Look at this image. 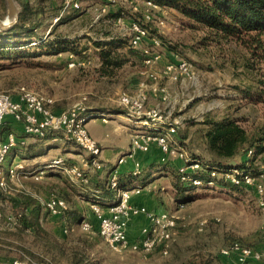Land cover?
Segmentation results:
<instances>
[{"label": "rangeland", "instance_id": "rangeland-1", "mask_svg": "<svg viewBox=\"0 0 264 264\" xmlns=\"http://www.w3.org/2000/svg\"><path fill=\"white\" fill-rule=\"evenodd\" d=\"M15 1L20 10L23 0ZM29 1L37 3L39 0ZM42 1H45L47 9L58 7L61 12L72 7L66 6V0ZM80 5L76 10L80 16L76 18L71 17L60 23V20L55 22L54 17L38 27V19L34 17V21L30 23H35V31H57L58 34L77 39L79 43H88L92 50V42L98 39L111 41L124 38L127 39V47H131V20L144 21L146 16H150L153 19L148 21L151 34L157 35L161 40V45L156 47L158 52H162L161 60L146 66L143 60L132 57L131 62L120 70L119 77L115 81H109L100 78L96 72V57H92V64L87 66L55 68L52 65L60 62L63 57L69 55L76 59V55L66 52L38 57L32 51L26 58L20 56L19 59H9L7 56H0V92L17 96L19 87L25 85L29 89L53 97L58 108L68 109L82 102L85 107L86 103L93 101L111 108L122 107L127 114V108L120 102L121 95L135 96L144 91L147 95L145 110L155 109L164 121L176 122V137L183 140L182 143L179 140V143L186 147L190 154L206 161L209 156L202 140V132L207 128L203 123L205 119H218L230 113L241 118L249 130L264 122V83L259 82L264 81V62L258 66V72H255L258 80L245 78L244 69H237L233 64V59H241L239 48H232L231 44H218L213 40L204 44L202 32L193 29L177 10L168 9L169 7L163 11L156 10L147 6L144 0H81ZM104 6L106 12H102ZM118 11L122 14L115 19L108 15V12ZM7 15V1L0 0V18L4 19ZM158 17H165L164 25L156 26ZM55 25L58 27L55 28ZM150 44V41H144L136 49ZM180 58L187 59L193 65L196 75L193 80L182 83L171 81L165 76L154 78L151 75L152 72L162 73L166 62ZM39 59L46 61V65L36 64ZM249 83L253 85L250 86L253 94L259 95L261 100L244 97L243 91ZM154 86L166 89L168 98L165 101L153 89ZM111 111L107 110L113 114H103L102 110L92 112L85 122L87 131L102 149L100 157L109 158L114 163L119 156L115 158L114 153L120 150L124 161L120 163L118 160V164L133 167L136 161H140L145 170L148 167L144 166V161L148 156L151 159H161L162 151L156 142H153L147 151H137L133 155L129 153L137 131L148 130L147 127L151 125L159 128L157 130H164L165 125L162 122L151 120L144 124L139 122V117L127 115L129 118H126L125 113L120 115ZM63 135L65 136V133ZM64 139L69 138L65 136ZM28 141H34L33 137ZM59 153H63L59 148L48 149L41 157L20 158L22 162L19 165L31 169L35 163L42 165ZM262 155L263 153L258 154L256 159L250 162L251 166L248 162L246 166L258 171L264 165ZM18 156L20 154L16 155V160ZM177 158L178 156H170L167 162L171 165ZM76 159V165L81 167L83 156L77 155ZM235 159L239 161L237 157ZM13 160L12 157L5 161L4 171H8ZM20 166L13 175L5 173L6 182L0 186V264H75L81 255L84 256L83 261L86 264H188L189 258L199 253L218 254L221 247L233 239L253 246H259L264 240V193L259 194L249 187L245 194L231 197L227 191L217 187V190L200 189L195 192L196 196L192 200L176 202L172 193L163 190L168 186L169 179L157 176L145 185L142 192L146 195L161 193V196L156 198L159 204L167 206L168 209L179 208V213L185 221V226L180 229L175 240L185 245L181 256L176 259L172 251L167 255H161L159 252L149 255L135 252L117 253L112 251L104 240L94 243L91 247L92 233L83 230L79 224L69 225L63 217L52 216L47 211L46 200L51 193L59 191L57 184L60 177L45 175L47 170H41V167L36 168L33 174L27 173V170ZM61 173L67 174L66 170ZM261 181L264 184V177ZM27 197L36 200L41 207L40 221L47 234L34 232L30 223L28 224L29 216L25 215H30L33 206H25ZM85 203L86 214L90 208L87 201ZM181 203L183 206H179ZM19 213L23 214L21 225L15 226L9 218ZM216 218H220V221L214 220ZM202 219L208 221L204 230L202 229L204 240L198 236ZM146 223L144 216L138 217L133 222V232ZM66 227L69 228L68 231H65ZM206 240L208 244H205Z\"/></svg>", "mask_w": 264, "mask_h": 264}, {"label": "trees", "instance_id": "trees-1", "mask_svg": "<svg viewBox=\"0 0 264 264\" xmlns=\"http://www.w3.org/2000/svg\"><path fill=\"white\" fill-rule=\"evenodd\" d=\"M154 3L175 9L180 16L187 20L193 29L202 32V41L204 44L209 40H213L218 44H231L232 48H239L240 58L233 59L235 68H243L245 78L251 80H258L255 72H258V66L264 62V0H151ZM45 1L39 0L37 3H31L29 0L21 2V9L19 12V20L17 23L7 29L0 31V56H7L11 59H19L20 56L29 57L33 51L38 57L73 53L78 57L89 58L96 56L100 62L98 67H95L96 72L100 78H105L109 81H115L120 75V70L129 62L131 58L135 57L139 60L144 59L143 52L140 49L127 47V39H114L106 41L104 39L94 40L92 42V50L89 53H83L85 49L90 46L88 43H79L77 39L58 34L57 31H49L48 33L35 31L34 17L38 19L36 24L41 27L42 24L51 21L58 16L60 23L68 20L71 17L78 15L77 8L69 7L62 11L58 7H50L47 9ZM121 11L108 12V15L114 19L121 16ZM139 22H143L139 20ZM59 23V24H60ZM58 24V25H59ZM55 25L54 27H58ZM152 35V34H151ZM33 56V55H31ZM239 60L241 63H239ZM70 61L69 55L63 57L60 62L54 63L53 67L67 66ZM36 64L42 66L46 65V61L39 59ZM82 67V66H81ZM263 84L264 81H259ZM249 83L244 89V97L261 100L259 95L253 94ZM47 95V94H46ZM256 95V96H255ZM253 101V100H252ZM52 108L55 111H60L63 108L55 106ZM55 106V107H54ZM112 110L114 113L126 112L122 107H109L94 103L90 101L86 103L85 109L81 110L80 114H89L92 111ZM207 128L202 132V140L204 149L208 153V161L201 159L198 156L191 154L195 159H198L206 168L220 169L223 167L231 168L228 162L238 156H243V162L237 161L234 167H246L247 162L253 156H247L250 150H254L255 156L264 152V122L258 125L255 129H247L242 123L241 118L236 117L230 113L225 114L221 118L208 117L203 121ZM155 130V129H154ZM153 131V129H152ZM9 132H15L19 139L25 138L24 144H18L12 149L6 160L15 157L17 154L19 158H33L41 157L46 154L48 149L59 148L63 153L57 154L55 158L62 157V161L57 166H52L51 158L46 163L40 165H32L31 169L27 168V173H34L36 168L46 169L45 175H57L60 181L57 184L59 191L51 193L60 196L68 203V209L60 215L69 225H78L81 219L85 216L86 206L85 201L91 203L96 202L101 205L111 204L117 199L119 190L131 189L140 186L141 183L154 180L152 171L158 172V177H166L169 179V184L163 190L172 193L176 202H186L192 200L196 191L204 189L221 188L228 192V196H237L246 193L249 188L246 184H235L225 177L217 176L211 177L210 173L203 170H187L185 173L180 172L179 166L173 167L168 162L151 164L149 169H143L142 173L134 174L130 172H121L117 166L110 162L102 160L103 166L99 170L93 167L82 169L84 175L88 178L87 181L80 179L75 181L67 173L63 175L61 172L65 168H69L77 163L76 156L82 155L87 162H91V156L78 145L75 140L64 139L62 130H49L43 137L26 134L22 129V124L16 122L11 117L7 118L2 127L3 137L6 138ZM63 132V133H61ZM33 137L34 141H28ZM60 138L54 140L53 138ZM177 138V137H176ZM182 143L181 138H177ZM160 150V149H159ZM70 152L73 155L69 154ZM56 155L55 153H53ZM5 163V162H4ZM2 163L0 166L3 169ZM61 170H59V169ZM155 168V169H154ZM117 169L118 182L115 186L110 183L111 172ZM94 170L95 173H92ZM104 172V174H102ZM184 177V178H183ZM195 179L203 181L201 185L194 183ZM212 180L213 184L208 181ZM144 186V185H143ZM217 190V189H216ZM142 192V191H141ZM28 201L25 206H33L29 216L28 224L36 233L47 234L46 229L42 226L41 207L38 202L31 197H27ZM168 207H164L167 209ZM163 209V210H164ZM48 211V210H47ZM26 213V212H25ZM44 216V215H43ZM217 222L220 218L214 219ZM208 224H204L203 228ZM198 230V236L203 238L202 230ZM202 228V229H203ZM204 230V229H203ZM89 232V231H87ZM90 237L92 238V247L94 243L104 240L100 234L95 232ZM210 236L207 237L209 240ZM206 240L205 244H208ZM231 241H240L233 239ZM200 242V241H199ZM241 242V241H240ZM204 244V245H205ZM185 245L181 241H174L169 253L172 251L173 256L179 258L183 253ZM199 247V245H198ZM184 249V250H183ZM86 251H83L85 253ZM82 256V255H81ZM79 257L75 264L84 263V256ZM73 262V261H72ZM71 262V263H72ZM228 260L220 254L199 253L192 256L188 260V264H227ZM73 264V263H72Z\"/></svg>", "mask_w": 264, "mask_h": 264}, {"label": "built area", "instance_id": "built-area-1", "mask_svg": "<svg viewBox=\"0 0 264 264\" xmlns=\"http://www.w3.org/2000/svg\"><path fill=\"white\" fill-rule=\"evenodd\" d=\"M115 2L116 0H110ZM81 0H66V6L80 8ZM147 6L156 10H164L168 8L154 3L151 0H144ZM170 9V8H168ZM102 12H106V7L102 8ZM154 18V17H153ZM55 22L58 17L54 18ZM146 20V21H145ZM141 23L138 20H131L129 34L130 46L139 48L144 41H150V45L141 48L146 66H151L162 58V52H158L156 47L161 45V40L156 35H151V29L148 21L153 20L152 17L146 16ZM165 17H158L156 26L165 24ZM68 66H85L91 63L90 60L73 58ZM154 78L165 76L171 81L186 82L195 78V70L190 61L184 58L171 60L165 63L162 73L152 72ZM153 89L165 101L168 98V93L165 88L154 86ZM147 95L144 91L138 92L135 96L123 94L120 102L127 108V115L139 117L140 121L148 124L151 120L162 122L165 125L163 130H145L137 131L132 139V150L129 155H133L137 151H147L151 148L153 142H156L161 151V161L167 162L168 157L178 156L182 160L179 165L180 172L185 173L187 170H203L210 173L211 177L222 176L235 184H246L254 188L259 194L264 193V184L261 179L264 177V165L258 171L252 170L250 167H223L220 169L206 168L198 159H195L188 152V149L182 146L175 138L178 125L175 122H168L161 119V115L157 110L151 109L146 111L144 103ZM54 98L50 95L29 89L22 85L18 89V95L13 96L10 93L0 92V165L6 161L7 156L14 147L18 144H24L26 139H19L15 132H9L6 138L3 137L2 127L7 118L11 117L16 122L22 124V129L26 134L43 137L49 130H62L66 138L75 140L78 145L91 156V162H87L83 157V165L78 167L76 164L69 168H65L66 172L73 179L88 178L84 175L82 169L93 167L95 170L102 168L103 163L100 157L102 149L100 145L91 137L86 129L85 122L88 120L89 114H80L85 107L83 102L76 104L72 108L55 111L52 108ZM167 122V123H166ZM166 123V124H165ZM262 158L264 159V152ZM259 153V154H261ZM247 156H253L248 161L251 166V161L255 160L254 150H250ZM13 162L8 171L0 169V186L6 182L5 173L13 175L19 168V163L22 162L18 157H13ZM62 157H57L52 160V166H57L61 163ZM124 158L120 157L119 162H123ZM249 166V165H248ZM23 170L27 168L20 166ZM82 168V169H81ZM42 170V169H41ZM143 167L140 161H136L132 171L134 174L142 173ZM184 178V177H183ZM110 183L115 186L118 182L117 169H114L110 174ZM196 185L203 183L200 179H195ZM213 184L212 180L208 181ZM142 187L137 186L131 189L119 190L117 199L108 205H101L96 202L89 204L90 210L81 219L79 226L89 232H97L106 242L107 246L114 252H135L144 255H149L159 252L161 255L169 254L173 242L176 240L180 229L185 226L184 217L179 213V208L164 209L161 211L153 210L146 205L137 204L132 201L134 194H139ZM48 212L52 216H60L68 209L66 200L55 194L51 195L45 203ZM179 206H183L181 203ZM144 216L147 223L139 227L135 232H131L133 222ZM23 214L9 218L12 224L20 226ZM207 219L200 221V230H202ZM30 228L29 225H27ZM69 228L66 227L65 231ZM220 254L227 258V264H264V240L259 246H253L240 241H230L225 246L221 247Z\"/></svg>", "mask_w": 264, "mask_h": 264}, {"label": "crops", "instance_id": "crops-1", "mask_svg": "<svg viewBox=\"0 0 264 264\" xmlns=\"http://www.w3.org/2000/svg\"><path fill=\"white\" fill-rule=\"evenodd\" d=\"M78 16H80L79 14L77 15V16H75V18L76 17H78ZM91 51V47H89L88 49H85L84 51H83V53H89ZM71 54V53H70ZM93 57H96V56H93ZM70 58V61L72 60V58H71V56L69 57ZM76 58H79V59H86V60H90L91 61V63H89V64H87V65H90V64H92V57H89V58H83V57H78V56H76ZM97 59H98V57H96ZM69 61V62H70ZM69 62H68V64H69ZM98 62V64L96 65V67H98L99 66V64H100V62H99V60L97 61ZM86 65V66H87ZM68 66V65H67ZM92 112H95V111H92ZM91 112V113H92ZM122 113H125V117L126 118H129L128 116H127V114H126V112H122ZM122 113H116V114H120V115H123ZM103 114H113V113H109V112H107V111H105ZM141 127V126H140ZM148 128V130H152V129H155V130H157V129H159V128H155L154 126H149V127H147ZM150 128V129H149ZM54 140H58V139H60V138H53ZM69 154H72L73 155V153L72 152H70ZM117 155H119L118 157H117V159H115V160H117V161H114V163H112L111 162V159H109V158H107V159H103V157H102V160H104V161H107V162H110V163H112L114 166H117L118 167V169L121 171V172H130L131 170H132V168L133 167H129V166H127L126 164H124V165H122V164H118V160H119V158L121 157V151L119 150V151H116L115 153H114V156H115V158H116V156ZM240 157H241V159H240ZM148 158V159H147ZM146 159V161H144V166H146V167H148V169H149V167H151V164H155V163H158L159 162V158H156V159H151V158H149V156L147 157ZM238 159H239V161L242 163L243 162V159H242V155L241 156H238L237 157ZM181 164V160L180 159H176V160H174L172 163H171V166H173V167H178L179 165ZM155 169V168H154ZM158 172H156V171H152V176H154L155 178H157V176H158ZM161 178H166V177H161ZM144 185V186H143ZM145 185H147V181H145L144 183H141V185H140V187H142V191H143V189L145 188ZM161 196V193H152V195H150V194H145L144 192H141V193H139V194H134V196L132 197V201L133 202H135V203H137V204H142V205H148L147 207H149V208H151V209H153V210H156V211H161V210H163L164 209V206L162 205V204H159V202L157 201L158 199H156V198H159ZM87 204H90L89 202H87ZM131 232L132 233H135V232H133V224H132V226H131Z\"/></svg>", "mask_w": 264, "mask_h": 264}, {"label": "water", "instance_id": "water-1", "mask_svg": "<svg viewBox=\"0 0 264 264\" xmlns=\"http://www.w3.org/2000/svg\"><path fill=\"white\" fill-rule=\"evenodd\" d=\"M8 4V15L6 18L1 19L0 18V29H7L18 22L19 20V8L16 4L15 0H6ZM237 160L232 159L228 162V166L234 167L237 165Z\"/></svg>", "mask_w": 264, "mask_h": 264}]
</instances>
